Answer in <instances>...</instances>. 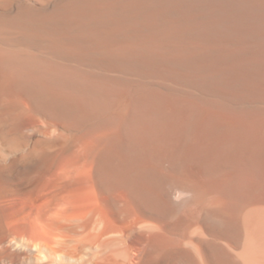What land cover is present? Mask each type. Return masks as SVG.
<instances>
[{
    "label": "bare ground",
    "instance_id": "1",
    "mask_svg": "<svg viewBox=\"0 0 264 264\" xmlns=\"http://www.w3.org/2000/svg\"><path fill=\"white\" fill-rule=\"evenodd\" d=\"M0 264H264V0H0Z\"/></svg>",
    "mask_w": 264,
    "mask_h": 264
}]
</instances>
